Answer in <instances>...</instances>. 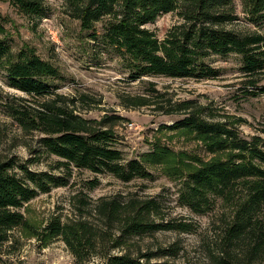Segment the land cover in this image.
<instances>
[{
    "label": "trees",
    "instance_id": "1",
    "mask_svg": "<svg viewBox=\"0 0 264 264\" xmlns=\"http://www.w3.org/2000/svg\"><path fill=\"white\" fill-rule=\"evenodd\" d=\"M8 3L28 18L41 19L50 11L47 0ZM239 3L246 21L264 22V0ZM64 12L78 23L86 45L116 55L133 81L154 76L213 79L220 69L211 66L212 59L235 55L247 85L245 94L264 96V34H237L227 28L238 20L233 0H66ZM167 13L176 14L179 21L159 39L146 26ZM10 35L0 23V71L9 87L30 100L11 97L3 108L26 135H38V147L59 159L61 175L33 172L0 154V246L10 240L13 229L32 233L21 209L41 193L66 187L71 168L128 183L152 179L147 166H161L180 184L181 207L200 216L220 210L214 231L216 256L210 253L214 264H264V126L243 136L239 127L245 120L194 100L166 101L155 84L148 83L146 97H126V106L157 104L164 114L182 115L161 130L194 142L200 154L174 153L157 145L141 158L127 160L114 145L113 127L123 119L111 114L95 121L78 114L77 103L83 100L59 94L51 83L62 79L58 69L28 45L13 52ZM29 150L35 152L31 145ZM76 202L79 218L64 222L53 216L42 228L46 240L64 243L74 264H91L92 259L99 260L97 264H157L152 259L173 257L177 248L143 252L136 249L137 239L159 231L195 229L192 223L166 219L162 203L154 197L114 195L92 203L78 195ZM88 217L97 219V224Z\"/></svg>",
    "mask_w": 264,
    "mask_h": 264
},
{
    "label": "rangeland",
    "instance_id": "2",
    "mask_svg": "<svg viewBox=\"0 0 264 264\" xmlns=\"http://www.w3.org/2000/svg\"><path fill=\"white\" fill-rule=\"evenodd\" d=\"M65 2L66 0H47L49 15L37 19L18 14L10 7L8 0H0V23L11 33L9 43L13 52L28 45L58 69L62 79L52 80L51 83L58 87L55 91L59 94L83 100L77 103L78 114L95 121L111 114L123 119L113 127L116 139L114 145L127 160L139 159L157 145L167 147L174 153L188 151L200 154L194 142L185 140L184 136L161 130L162 125L170 126L174 120L181 119L182 115L164 114L157 110V104L139 108L126 106V97H146L148 83L155 84L154 88L166 101L194 100L220 114L245 120L246 124L239 127L243 136L252 134L255 127L264 126V96L251 97L245 94L247 85L240 72L241 65L237 56L213 58L211 66L220 69L219 75L213 79H168L154 76L143 77L140 82L133 81L129 79L128 72L121 69L116 55L104 53L95 44L93 47L86 45L83 40L85 35L80 32L78 23L64 12ZM233 7L238 20L227 25L228 29L237 34L255 31L264 34V22L252 25L244 19L239 0H233ZM178 21L176 14L167 13L159 16L146 28L162 39L167 30ZM92 50L94 53H91ZM82 96L86 97L83 99ZM11 97L30 100L25 94L9 87L5 73L0 71L1 156L5 159L12 158L20 165H27L29 170L36 173L45 171L61 175V169L57 168L59 159L46 154L36 145L38 135H26L6 115L3 103ZM29 145L35 152H30ZM147 169L153 174L152 179L123 183L106 174L95 175L87 170L71 168L66 187H55L49 193H41L21 209L33 234L23 229L9 232L10 240L0 246V264H74L75 261L64 243L60 239L46 240L42 228L53 216H59L64 222L79 218L76 202L78 195L86 196L92 203L100 197L114 195L136 196L139 199L157 198L164 207L162 214L166 219L192 223L195 229L189 233L159 231L145 235L135 241L138 246L136 249L159 252L170 246L177 248L173 257L166 254L152 259L151 262L157 264H214L210 253L216 256L214 241L217 237L214 231L220 214L218 207L213 213L203 216L192 213L178 203V181L170 179L161 166H147ZM88 218L94 223L97 221L94 217ZM98 261L92 259L91 264H97Z\"/></svg>",
    "mask_w": 264,
    "mask_h": 264
}]
</instances>
